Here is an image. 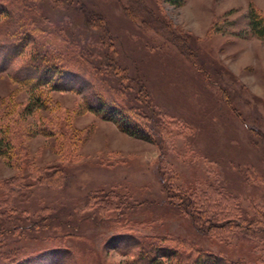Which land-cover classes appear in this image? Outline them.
Wrapping results in <instances>:
<instances>
[{
	"label": "rangeland",
	"instance_id": "374dc122",
	"mask_svg": "<svg viewBox=\"0 0 264 264\" xmlns=\"http://www.w3.org/2000/svg\"><path fill=\"white\" fill-rule=\"evenodd\" d=\"M35 1L52 44L69 30L81 53L70 67L88 85L37 92L18 80L33 43L0 71V135L13 147L0 152V264H140L146 246L166 248L167 264H264V37L251 27L264 0H143L185 53L132 21L127 0ZM104 84L106 105L151 113L153 125L138 118L146 136L100 113ZM210 199L217 220L242 226L210 225L199 207Z\"/></svg>",
	"mask_w": 264,
	"mask_h": 264
},
{
	"label": "trees",
	"instance_id": "16d2710c",
	"mask_svg": "<svg viewBox=\"0 0 264 264\" xmlns=\"http://www.w3.org/2000/svg\"><path fill=\"white\" fill-rule=\"evenodd\" d=\"M129 2V6L127 7L129 18L132 21L137 20L136 22L140 25H143L144 30L148 33L150 31L156 32L158 36L162 37L166 41L170 42L172 45L177 46L180 52L185 53L184 49L181 47L176 37L178 36L177 33L173 31L172 26L170 23L165 19L161 18L158 15L154 14L146 5V2L140 3L139 6L141 7L140 10H145L140 17L132 15V9L130 6H134L135 0H127ZM171 5L178 6L182 5L185 0H163ZM25 6H21L22 9L15 10L16 6H8L4 2H0V14H6L8 18L5 21L0 22V31L5 30V34H0V71L7 69L12 62L16 61L15 59L20 57L28 45L33 43L34 50L31 53V61L28 60L23 62L21 65L17 66L14 76L27 84H31L32 88L36 89L37 92L41 88V86L45 84H51L53 88H73L75 86L83 85L86 77L82 74H78V72H74L71 67L73 65V61L80 60L79 54L81 56L80 51L75 49L76 42L70 40L69 36L70 32L68 29H63V32L59 31V41L63 43L64 46L60 44H52L50 36L47 37V34L50 33L49 30L45 28V22L49 24L53 22V18H51L48 14L44 13L43 6L37 1H30L24 4ZM21 13V14H20ZM43 15H39V14ZM126 13V11H125ZM127 14V13H126ZM18 19V20H16ZM90 19V18H89ZM30 26V28H29ZM251 27L252 29L261 37H264V15L261 13H252L251 17ZM24 31L19 29H23ZM19 31V32H18ZM2 32V31H1ZM45 34V35H43ZM39 35V36H37ZM103 39L104 44L108 46L107 40ZM179 37V36H178ZM38 38V39H37ZM73 38V37H72ZM111 46H108V49ZM73 50V52H77V57H66L64 56L65 50ZM107 49V48H106ZM107 49L108 58L112 57L111 50ZM77 58V59H76ZM112 59V58H111ZM193 61V60H192ZM76 63V62H75ZM78 66L81 65L78 63ZM71 66V67H70ZM109 66L111 69H114V65H112L109 61ZM113 67V68H112ZM75 68V67H74ZM79 68V67H78ZM82 70L85 71L84 67H81ZM80 69V68H79ZM128 68L120 64L115 65V69L113 70L114 73H118L120 77H122V81L128 80L129 76H131L128 72ZM85 76L93 78V74L91 71L84 72ZM29 75L33 76L34 79L28 77ZM99 82V81H98ZM74 85V86H73ZM88 85L85 83L83 86ZM102 85V84H101ZM105 87H100V89H96L98 92L97 96L95 97L98 99L100 103V113L110 119H115L119 122V125L124 128L125 130L130 131L133 134H140L141 136L144 135L143 127L141 124L139 125L138 118L141 116L143 118L142 123L146 124L147 126L152 124L153 117L151 113L147 114L144 112H140L138 107H128V109L117 102L110 101V106L106 105V98L101 92L102 90L107 92L108 89ZM142 88V87H141ZM94 90V89H93ZM101 90V91H99ZM145 90L146 96L148 99H152L149 97V87L146 86ZM95 92V91H94ZM132 94V93H131ZM41 100L37 99L34 103H39ZM147 107V106H146ZM155 105L151 106V109H155ZM234 108V107H233ZM110 110V114L107 113V110ZM148 110V107L147 109ZM152 110V111H153ZM153 125V124H152ZM139 131V132H138ZM138 132V133H137ZM1 133V128H0ZM12 144L9 139L5 136L0 135V152L7 153V155L11 158L12 153ZM221 194V193H219ZM218 194V195H219ZM213 199L209 201L201 203L199 206L203 210L205 209L204 213H206V218L210 225H217L218 227H225L227 224L236 223L237 225H241L242 223L240 220H236L233 218H228L224 221L217 220V213L212 210V208L216 207L212 205ZM190 203L193 204L191 201ZM216 214H215V213ZM219 216V215H218ZM236 221V222H235ZM10 228V230H14L19 227ZM9 230V229H7ZM133 244V242H131ZM140 246V243L138 244ZM166 249V248H165ZM164 248H153L152 246H146L144 249L139 251L140 257H138V261L140 264H167L163 261L165 256H170V254L166 253ZM176 253V252H175ZM173 253V254H175ZM178 255V254H176ZM179 256V255H178ZM182 257V256H180ZM27 258V257H25ZM23 258V259H25ZM33 258V257H32ZM28 257L27 260L32 259ZM22 259V260H23ZM21 261V260H19ZM15 262V261H14ZM26 261H23V264ZM178 264H181V261H178ZM187 263V262H186ZM133 264H138L137 261H134ZM187 264H221V260L218 259L216 256H208V255H199L192 262Z\"/></svg>",
	"mask_w": 264,
	"mask_h": 264
}]
</instances>
